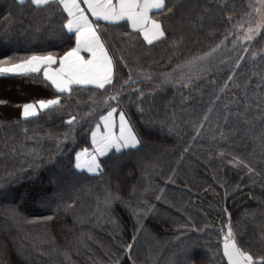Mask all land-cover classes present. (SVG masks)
Masks as SVG:
<instances>
[{
  "label": "snow or ice",
  "instance_id": "6c2138e0",
  "mask_svg": "<svg viewBox=\"0 0 264 264\" xmlns=\"http://www.w3.org/2000/svg\"><path fill=\"white\" fill-rule=\"evenodd\" d=\"M25 2L19 0L21 5ZM27 3L30 22L39 19L47 26H58L60 50L28 48L22 54L0 58V76L31 77L48 91L47 98L32 99L18 105L17 123L39 120L44 116L59 117L61 126L67 128L62 133V140L58 138V146L63 144L67 147L66 142H72L74 146L69 149L67 163L62 165L50 183L58 186L65 176L82 173L96 177L109 172L119 178L118 172L125 166L120 157L126 153H138L141 148L157 147L142 139V132L123 107L124 97L128 96L131 100L132 96L139 93L137 101L142 102L146 93L141 85L157 79L161 81L157 88L167 83L178 84L182 88L195 87L197 81L216 74L217 70L210 62L218 56L224 57L222 64L231 66L230 74L219 93H214L215 99L207 111L187 122L194 132L190 139L184 128L175 122L174 114L171 122L165 118L149 120L148 123L165 128L170 135L175 136L177 145L188 140L183 148L171 150L179 151L177 166L183 163L186 155L193 152L192 145L199 142L202 147L206 146L209 160L215 156L223 161L228 156V165L244 171L246 177L264 182V46H257L260 41H264V0H224L221 4L213 0L207 6L200 0H175L171 5L169 0H27ZM124 27L127 31H120L118 36H113L110 31ZM220 29L224 30L223 35ZM192 33L205 34L207 40L213 41L207 51L189 54V58L177 64L162 79L147 71L151 65H146L144 61L151 56V49L168 44L174 51V55L169 57L171 61L178 58L176 54H184L183 50ZM217 36L221 37L218 43L215 42ZM4 39H12L7 29L0 34V41ZM232 53H236L234 61ZM249 63L251 75L247 71H240ZM253 80L257 81L254 87ZM133 85L136 87L133 88ZM230 88L234 90L224 97L223 93ZM84 93L89 94L88 101L82 103L78 97ZM7 103L0 99V105ZM137 106L139 111H144L139 103ZM84 107L88 108L87 112H83ZM65 116L67 119H64ZM93 120L94 126L90 123ZM86 123L90 125L84 137L88 146L76 150L79 129ZM24 134L27 135V129ZM48 135L52 138L57 134ZM214 147L219 150L214 152ZM166 155L167 152L155 156L144 153L137 159L138 162L145 158L155 160V164L148 165L155 171L157 166L162 168L165 164ZM32 171L31 165L28 171L21 168V176L16 179H25L28 172ZM175 176L176 169L173 168L169 181L174 183ZM226 186V181L221 184V187ZM239 187L237 185L236 190ZM100 191L102 194L96 197L94 215L104 217L112 211L113 204L120 201L130 209L136 221L137 234L133 235L131 243L121 245L123 256L131 264H136L133 256L135 242L138 234L144 231L146 218L154 214L155 207L147 199L138 198L135 203H131L130 198L136 194L135 190L125 201L119 194L120 189L112 185L110 180ZM153 191L151 187H146L142 195L147 197ZM160 192L161 195L155 197L157 201L162 199L163 189ZM29 195L25 193L21 199ZM63 199L57 188L45 189L39 196L44 208L56 204L57 211ZM77 204L78 201L73 200L70 204H63V209L69 211ZM223 214L227 222L222 223L218 230L221 264H264V226L245 240V231L237 229L232 213L226 206ZM249 215L253 220L256 219L255 213ZM13 216L27 224L46 223L53 219L52 216H44L27 220L19 211H15ZM260 219L264 221V215ZM207 227L199 228L195 222L185 225L178 239L186 235L191 239L192 236L203 234ZM173 255L172 264H195L199 252L193 242L191 246L185 244L178 248ZM122 258H116L115 253L111 257L115 264H121Z\"/></svg>",
  "mask_w": 264,
  "mask_h": 264
},
{
  "label": "trees",
  "instance_id": "16d2710c",
  "mask_svg": "<svg viewBox=\"0 0 264 264\" xmlns=\"http://www.w3.org/2000/svg\"><path fill=\"white\" fill-rule=\"evenodd\" d=\"M172 2L175 0H169L170 5ZM200 2L207 6L213 0ZM214 2L221 4L224 0ZM57 28L47 26L39 19L30 22L27 0L23 5L19 0H0V34L7 29L8 35L12 37L10 41H0V58L22 54L28 48L59 51ZM122 30L127 31V28L110 31L113 36H118ZM220 32L223 35L224 30L220 29ZM190 36L184 54H176L178 58L171 61L169 57L174 55V51L168 44L151 49V56L144 61L146 65H151L147 71L162 79L177 64L189 58V54L207 51L208 45L213 43L206 39L205 34L192 33ZM220 38L217 36L215 42L218 43ZM257 46H264V41H260ZM141 51L147 52L148 49ZM231 56L234 61L236 53ZM223 59V56L212 59L210 64L217 70L216 74L197 81L195 87L182 88L178 84L167 83L157 88L161 82L157 79L141 85L146 93L142 102L137 101L139 93L132 96L131 100L128 96L124 97L123 107L142 132V139L157 147L141 148L138 153H126L120 157L125 166L119 170V178L109 172L96 177L82 173L65 176L58 186L50 182L62 165L67 163L69 149L74 146L72 142H66L67 147L63 144L58 146V138L62 140V133L67 128L61 126L59 117L44 116L39 120L17 123L18 105L32 99L47 98L48 91L31 77L0 76V99L8 102L0 105V193H3L0 195V264H115L114 259H111L113 253L116 258L123 257L121 264H131L123 256L121 248V245L131 243L133 235L137 234L136 221L130 209L123 202L116 201L112 211L104 217L93 214L96 197L102 194L100 189L109 180L120 189L119 194L125 201L135 190L136 194L130 198L131 203H135L138 198L147 199L155 207L154 214L146 218L144 231L138 234L135 242L133 256L136 264H172L173 254L178 248L185 244L191 246L193 242L199 252L195 264H221L218 230L222 223L227 222L223 214L225 206L232 213L237 229L245 231V240L264 226V221L260 219L264 215V182L246 177L244 171L228 165V156L223 161L215 156L209 160L206 146L202 147L199 142L192 145L193 152L186 155L183 163L177 166L179 151L171 150L183 148L188 140L177 145L175 136L170 135L165 128L148 123L149 120L165 118L171 122L174 114L175 122L184 128L190 139L194 132L187 122L207 111L215 99L214 93H219L230 74L231 66L222 64ZM250 68L249 63L240 71H247L251 75ZM176 75L178 78L179 73ZM212 81L217 83L213 84ZM256 83V80L252 81L253 87ZM233 90H226L224 97H228ZM88 95L81 94L78 99L82 103L87 102ZM138 103L144 109L143 112L139 111ZM87 111L88 108L84 107L83 112ZM212 118L215 119V113ZM90 123L94 126L95 120ZM89 126L86 123L79 129L76 150L88 146L84 137ZM25 129L27 135L24 134ZM49 133L57 135L49 138ZM197 148L199 151H196ZM218 150L215 147L213 149L214 152ZM165 152V164L162 168L157 166L155 171L148 167L155 164V160L145 158L138 162L137 159L144 153L155 156ZM30 165L34 171L28 172L27 178L17 180L16 177L21 176V168L28 171ZM173 168L176 169L174 183L169 181ZM225 181L226 188L221 187ZM237 185H240L238 190ZM146 187L155 190L147 197L142 195ZM52 188H57L64 197L59 211L56 204L46 209L39 200L43 190ZM160 189H163L162 199L157 201L155 197L161 195ZM25 193L30 195L22 200ZM73 200H77L78 204L65 211L63 204H70ZM15 211H19L27 220L44 216H52L53 219L46 223L27 224L14 218ZM250 213L256 214L255 220ZM193 222L199 228L207 225V230L191 239L187 235L178 239L184 226Z\"/></svg>",
  "mask_w": 264,
  "mask_h": 264
}]
</instances>
